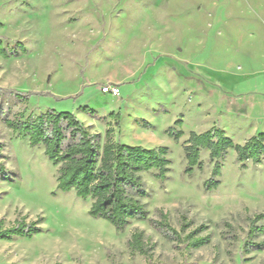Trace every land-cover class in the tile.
Listing matches in <instances>:
<instances>
[{
	"label": "rangeland",
	"instance_id": "374dc122",
	"mask_svg": "<svg viewBox=\"0 0 264 264\" xmlns=\"http://www.w3.org/2000/svg\"><path fill=\"white\" fill-rule=\"evenodd\" d=\"M0 42L17 54L0 57V89L32 94L24 103L4 95L10 117L68 112L101 137L110 128L116 142L168 148L167 180L142 174L148 217L162 210L176 232L190 224L183 237L204 227L197 236L209 238L194 250L144 222L115 232L89 215V199L57 189V167L42 147L0 120V161L12 174L0 182L1 228L42 219L31 239L0 241V264H264V232L248 236L249 220L264 214V159L242 169L229 150L219 186L207 192L208 152L188 177L182 149L190 132L212 127L238 145L264 133V0H0ZM107 86L119 97L102 96ZM177 120L184 135L175 142L165 131ZM135 230L146 255L128 248Z\"/></svg>",
	"mask_w": 264,
	"mask_h": 264
},
{
	"label": "trees",
	"instance_id": "16d2710c",
	"mask_svg": "<svg viewBox=\"0 0 264 264\" xmlns=\"http://www.w3.org/2000/svg\"><path fill=\"white\" fill-rule=\"evenodd\" d=\"M23 51L22 48H20ZM17 54L3 49L0 42V57L9 59ZM4 95L17 102H26L32 94H20L15 90L0 89V120L17 137L27 140L31 148L42 147L48 161L57 167V189L62 193L74 191L75 196L83 201L90 200L89 215L94 219L107 221L117 233H122L132 222H144L170 243L185 244L187 249L198 250L209 243L208 237H198L204 227L189 232L185 237L181 234L189 227L185 223L181 234L173 230L168 216L162 210L157 211V219L148 217L143 200L149 197L142 180V174L153 172V177L163 184L170 173L168 148L158 146L143 148L129 146L113 140V130L107 129L103 137L92 133L76 116L68 112L47 110L39 115L25 116L24 112L11 116V110L1 107ZM85 114L100 122L106 118L94 116L87 107L81 109ZM117 119L118 114H110ZM181 120L174 122L165 134L178 142L184 135L177 130ZM143 128H150L147 124ZM186 160L184 174L191 177L194 169H202L201 151L208 152L213 167L210 178L203 183L207 192L219 186L217 180L221 175V160L229 150L236 154L240 167L245 163L258 164L264 159V133L250 137L242 145L235 144L221 129L212 127L208 131L197 134L190 132L182 147ZM3 146L0 144V160ZM12 174L0 161V182L8 181ZM264 220V214L250 219L248 236L262 233V226L256 224ZM41 218L33 223H26L25 218L16 221L9 229L2 230L0 222V241H11L14 238L31 239L40 234L38 227ZM145 238L141 231L135 230L128 242L133 253L146 255Z\"/></svg>",
	"mask_w": 264,
	"mask_h": 264
},
{
	"label": "built area",
	"instance_id": "2783aa9c",
	"mask_svg": "<svg viewBox=\"0 0 264 264\" xmlns=\"http://www.w3.org/2000/svg\"><path fill=\"white\" fill-rule=\"evenodd\" d=\"M102 94H106L112 97H119L120 95V90L116 86H107L106 88L101 89Z\"/></svg>",
	"mask_w": 264,
	"mask_h": 264
},
{
	"label": "crops",
	"instance_id": "0c3cea01",
	"mask_svg": "<svg viewBox=\"0 0 264 264\" xmlns=\"http://www.w3.org/2000/svg\"><path fill=\"white\" fill-rule=\"evenodd\" d=\"M100 94H101V92H100ZM102 96H109V95H106V94H101ZM110 114H113V111L112 112H110L109 113V115ZM77 117V116H76ZM98 117H100V118H102V117H104V118H106V116H103V115H98ZM77 118H79V117H77ZM82 123L85 125V126H87V127H90L92 124V122H87V121H85L84 119L82 120Z\"/></svg>",
	"mask_w": 264,
	"mask_h": 264
}]
</instances>
